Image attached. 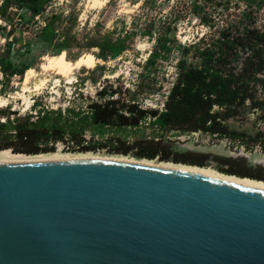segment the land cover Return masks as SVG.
Listing matches in <instances>:
<instances>
[{"label": "water", "instance_id": "95a60500", "mask_svg": "<svg viewBox=\"0 0 264 264\" xmlns=\"http://www.w3.org/2000/svg\"><path fill=\"white\" fill-rule=\"evenodd\" d=\"M0 264H264V190L114 161L0 163Z\"/></svg>", "mask_w": 264, "mask_h": 264}, {"label": "trees", "instance_id": "16d2710c", "mask_svg": "<svg viewBox=\"0 0 264 264\" xmlns=\"http://www.w3.org/2000/svg\"><path fill=\"white\" fill-rule=\"evenodd\" d=\"M150 1L154 0H144V3ZM49 2L4 0L0 5V19L11 27V10L23 11L19 20L25 22L26 12L32 17L39 16ZM194 8V14L201 24L212 27L210 18L201 15V9L197 10L198 5L194 4ZM61 18V14L47 17L44 25L38 29L34 42L27 43L25 50L12 49V42L6 44V50L0 56V72L6 81L12 75H21L32 67L33 59L26 62L20 60L30 48L53 55L71 48L70 29L64 28L60 32L56 28ZM175 21H170L161 34H156L158 30L153 31L152 28L141 33L148 39L155 37L153 49L143 66L144 76L147 77L156 68L158 61L168 60L174 51L178 53L176 78L161 110L142 109L134 95L127 91L128 98H122L121 89L112 86L100 89L96 93L97 99L91 100L84 110L81 107L77 110H47L37 102L32 106L34 110L37 109L35 115L11 118V115H16L15 112L0 110V115L5 117L4 121H0V150L25 155L46 154L53 152L55 144L61 142L80 152L107 149L110 154L128 155L131 146L126 145L125 137L148 122L154 130L145 144L135 142L136 159L159 157L161 161L204 167L201 159L182 153L171 156L164 151V146L160 145L161 138L172 131L181 134L201 132L238 140L246 138L254 140L264 151V31L256 27L254 17L243 11L240 19L229 23L216 35L210 33L193 44L182 45L173 36ZM74 23L75 19L71 20V26ZM0 32L4 33L1 26ZM135 34L132 31L114 40L107 36L97 41L87 40L86 47L98 49L97 59H115L126 50L127 39ZM90 58L93 61L96 59L94 56ZM250 116L254 125L262 126L253 134L236 131L229 125V120ZM86 133H89V140L85 138ZM157 135L160 139L155 140L159 138ZM220 171L264 181V172H245L235 168Z\"/></svg>", "mask_w": 264, "mask_h": 264}, {"label": "rangeland", "instance_id": "374dc122", "mask_svg": "<svg viewBox=\"0 0 264 264\" xmlns=\"http://www.w3.org/2000/svg\"><path fill=\"white\" fill-rule=\"evenodd\" d=\"M194 4L198 5V11L201 9V15L205 14L210 18L212 27L201 24L198 16L194 14ZM11 11V27L0 19V26L4 28V33L0 32V56L9 42L13 43L12 49L16 51L23 49L27 43H33L38 29L44 25V20L53 14H61V22L56 24V28L60 32L69 28V37L72 39L71 48L57 55L30 48L20 60L26 62L33 59L32 67L21 75H12L8 81L0 72V97L7 99L5 106L0 105V110L15 112L16 115H11V118L35 115L37 109L34 110L32 106L36 102L47 110H77L79 107L84 110L91 100L97 99L96 93L100 89L109 86L121 89L122 98H128V93L134 95L142 109L161 110L176 78L178 53L174 51L168 60L158 61L156 68L147 77L144 76V63L155 44V37L148 39L141 34L144 30L157 29L156 34H161L170 21L176 20L173 36L177 43L188 45L197 42L204 35H216L223 27L240 19L243 11H246L254 17L256 27L264 31V0H154L148 3H144V0H106L103 5L99 2L93 4L90 0H50L41 15L32 17L26 12L24 16L28 22L19 20L23 11ZM73 19L75 23L71 26ZM132 31L136 34L127 39L126 50L115 59H97L98 49L86 47L87 40L97 41L105 36L114 40L123 38ZM93 56L96 58L94 61L90 58ZM82 58L88 60L82 61ZM60 59L65 66L61 73L57 66ZM20 94L27 97L26 102L23 103L18 98L17 95ZM26 104L30 106L24 110L23 105ZM4 120V115H0V121ZM228 122L236 131L251 134L262 128L253 124L252 116ZM147 123L141 125L137 132L132 130L130 135H125L126 145L131 146L128 155L110 154L107 149L80 152L61 142L55 144L53 152L43 155L136 159L135 142L139 145L145 144L154 130ZM85 138L89 140V133L85 134ZM158 139L160 137L155 140ZM161 139L160 145L171 156L182 153L201 159L205 163L204 167L214 172L222 173L220 169L233 168L245 172H264V151L254 140L173 131L163 134Z\"/></svg>", "mask_w": 264, "mask_h": 264}, {"label": "bare ground", "instance_id": "6f19581e", "mask_svg": "<svg viewBox=\"0 0 264 264\" xmlns=\"http://www.w3.org/2000/svg\"><path fill=\"white\" fill-rule=\"evenodd\" d=\"M93 4L100 3L103 5L106 0H90ZM82 61H87L88 58H82ZM58 67L60 68L59 72L61 73L63 68L65 67L62 64V59H60L57 63ZM18 98L23 100V103L26 102L25 100L27 97L24 94L17 95ZM15 98V96L13 97ZM7 103L6 98L0 97V105L5 106ZM24 110L28 109L30 105L26 104L23 105ZM77 160H96V161H114V162H123V163H133L139 164L144 166L162 168L167 170L173 171H180L186 173H193L198 175H203L206 177H210L213 179H217L220 181H224L227 183L235 184L238 186H242L245 188L250 189H263L264 190V181H259L256 179H251L247 177H238L235 175L219 173L209 170L206 167H199L196 165H187L182 163H172V162H162L157 159L146 160V159H128L126 157H107V158H97V157H90V156H77V155H21L16 153H11L9 150H0V163H9V162H45V161H77Z\"/></svg>", "mask_w": 264, "mask_h": 264}, {"label": "built area", "instance_id": "2783aa9c", "mask_svg": "<svg viewBox=\"0 0 264 264\" xmlns=\"http://www.w3.org/2000/svg\"><path fill=\"white\" fill-rule=\"evenodd\" d=\"M3 1H4V0H0V5L2 4Z\"/></svg>", "mask_w": 264, "mask_h": 264}]
</instances>
